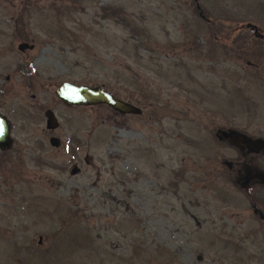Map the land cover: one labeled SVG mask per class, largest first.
Instances as JSON below:
<instances>
[{"label":"rangeland","instance_id":"374dc122","mask_svg":"<svg viewBox=\"0 0 264 264\" xmlns=\"http://www.w3.org/2000/svg\"><path fill=\"white\" fill-rule=\"evenodd\" d=\"M256 34L264 0H0V264H264ZM61 81L142 112L66 106Z\"/></svg>","mask_w":264,"mask_h":264},{"label":"water","instance_id":"95a60500","mask_svg":"<svg viewBox=\"0 0 264 264\" xmlns=\"http://www.w3.org/2000/svg\"><path fill=\"white\" fill-rule=\"evenodd\" d=\"M30 47L32 45H28L26 42H21L17 46L19 50ZM54 92L56 97L66 106H94L105 104L120 114H141L142 112L140 107L117 97L103 86H90L87 84L61 81L56 85ZM44 115L45 127L50 131L55 130L58 127V121L53 111L46 109ZM49 142L53 146L59 145V139L55 136L50 137ZM245 143L254 149L264 148V140H246ZM10 144V122L6 116L0 113V147L9 146ZM74 173H76L75 166L70 170V174ZM40 241L41 238H39Z\"/></svg>","mask_w":264,"mask_h":264},{"label":"flooded vegetation","instance_id":"af4514ba","mask_svg":"<svg viewBox=\"0 0 264 264\" xmlns=\"http://www.w3.org/2000/svg\"><path fill=\"white\" fill-rule=\"evenodd\" d=\"M256 35H258V34H256ZM258 36H260L261 37V39L264 41V39H263V37L261 36V35H258ZM30 48H32V47H30ZM4 50H6V47L4 48ZM2 61L0 60V66L2 67V63H1ZM26 74H27V76H30L29 77V79L31 80V81H33L34 79H33V76L34 75H32V70L31 69H27L26 68ZM2 77V74H0V78ZM4 80L5 81H10V76L7 74V75H5L4 76ZM4 86V85H3ZM5 87V86H4ZM56 87V86H55ZM72 106H83V105H72ZM87 107V106H86ZM49 109V108H48ZM45 111V110H44ZM0 113L2 114V115H4V116H6L5 114H3L1 111H0ZM6 118L8 119V117L6 116ZM9 120V119H8ZM9 122H10V120H9ZM48 131H50V130H48ZM10 132H11V122H10ZM50 132H52V131H50ZM50 137H52V136H50ZM10 139H11V137H10ZM11 144H12V139H11ZM11 144L8 146H2V147H0V153L1 154H5L6 153V151L7 150H9L10 149V146H11ZM243 144H245V143H243ZM244 146V145H243ZM243 148V147H242ZM0 154V155H1ZM2 156V155H1ZM83 160H84V162L85 163H88L89 162V159H88V156L87 155H85L84 156V158H83ZM73 166H75L76 167V173L77 172H79V170H80V168H78L77 166H76V164H74ZM227 166H228V168H231L232 167V163H230V162H227ZM252 178H253V175H251V174H249L248 176H244V180H243V186L246 188V191H245V194H246V196H247V198L249 199V202H250V204H251V208H252V210L257 214V216L261 219V220H263L264 221V194H262L263 193V191L261 190V185L262 184H264V180H263V182L262 181H260V182H254V181H252ZM237 181H239L238 180V178H237ZM255 187V188H254Z\"/></svg>","mask_w":264,"mask_h":264}]
</instances>
